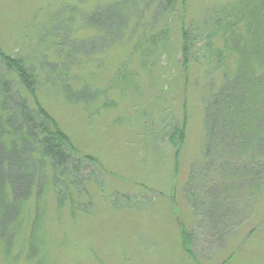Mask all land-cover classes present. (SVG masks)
Returning <instances> with one entry per match:
<instances>
[{
  "label": "rangeland",
  "instance_id": "374dc122",
  "mask_svg": "<svg viewBox=\"0 0 264 264\" xmlns=\"http://www.w3.org/2000/svg\"><path fill=\"white\" fill-rule=\"evenodd\" d=\"M238 1L181 0L184 9L172 16L158 0H0V89L34 106L3 62L23 59L37 72V101L80 153L76 170L58 181L47 171L32 196L24 250L0 241V264H264V146L250 163L240 161L231 156L235 132L218 130L214 140L206 131L204 98L223 85L203 58L208 35L215 16ZM184 26L199 57L187 75ZM74 55L84 62L74 64ZM185 121L177 159L169 134ZM207 138L223 160L206 159ZM241 165L239 179L220 175L238 174ZM213 173L208 180L218 193L223 188L222 216L211 211L217 191L201 180ZM185 228L195 259L184 247Z\"/></svg>",
  "mask_w": 264,
  "mask_h": 264
},
{
  "label": "trees",
  "instance_id": "16d2710c",
  "mask_svg": "<svg viewBox=\"0 0 264 264\" xmlns=\"http://www.w3.org/2000/svg\"><path fill=\"white\" fill-rule=\"evenodd\" d=\"M158 1L162 6L158 9L163 15L178 14L181 0ZM180 8L184 9L182 5ZM215 19L214 31L208 35L209 56L203 58L206 62L212 61L214 70L222 76L223 85L218 90L209 89L210 92L204 98L207 137L211 134V138L216 140L218 130L225 135L235 132L229 137L239 142L236 146L238 150L231 153V156L250 163L252 159L249 154L258 153L257 149L264 146V0H239L224 10L221 17L215 16ZM95 20L98 24L97 20L102 19L95 18L94 22ZM101 25L106 26L104 22ZM115 25L119 26L118 23ZM98 27L100 30V25ZM216 38L223 41L222 48L215 46ZM190 39L189 29L184 26L180 46L182 67L186 75L194 66L193 62L196 63L199 59ZM138 46H142L141 42ZM142 49L140 47L139 50ZM71 57L74 64L84 62L83 58L78 60L75 55ZM3 62L18 76L28 94L36 101L31 106L26 99L22 101V98L18 100L15 95L12 96L7 87L0 89V111L4 115V124L0 127V241L7 250L13 249L17 244L15 247L24 250L32 196L44 187L48 178L47 171L52 172L58 181L62 178L61 175L76 170L73 165L78 161L80 153L57 120L37 101L36 70L21 58L3 56ZM187 108L188 104L185 105L186 114ZM186 125L185 121L180 128L173 126L169 134L170 143L175 145V141L180 143L185 139ZM208 138L204 152L206 159L213 163L223 160L224 155L212 145L214 142H211L213 150L208 149ZM176 145L175 156L178 159L180 148ZM84 160L96 163L92 157L84 156L82 161ZM212 168L222 170L221 167ZM245 169L241 165L238 175L230 174L231 170L228 168L220 175L224 180H231L233 177L239 179L240 175L243 177ZM214 174H206L201 180L217 191V196H211L217 202L214 206L211 203V211L212 214L216 211L215 216L218 215L217 212L222 216L223 188L219 186L221 192L218 193L217 186H213L214 178L212 181L208 180V176L210 179ZM60 181L68 185L64 180ZM67 187L64 194L70 191L69 186ZM39 230L32 234L33 241L35 237L36 241L39 240ZM183 243L190 257L195 259V238L187 228L183 230Z\"/></svg>",
  "mask_w": 264,
  "mask_h": 264
}]
</instances>
